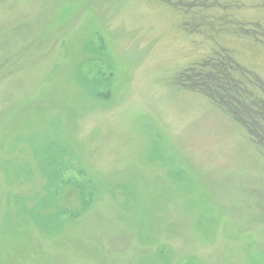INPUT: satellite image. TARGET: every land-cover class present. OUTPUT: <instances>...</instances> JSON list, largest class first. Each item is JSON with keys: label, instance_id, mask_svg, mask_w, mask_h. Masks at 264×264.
<instances>
[{"label": "rangeland", "instance_id": "1", "mask_svg": "<svg viewBox=\"0 0 264 264\" xmlns=\"http://www.w3.org/2000/svg\"><path fill=\"white\" fill-rule=\"evenodd\" d=\"M216 1L0 0V264H264L261 134L184 85L264 103V0Z\"/></svg>", "mask_w": 264, "mask_h": 264}, {"label": "trees", "instance_id": "2", "mask_svg": "<svg viewBox=\"0 0 264 264\" xmlns=\"http://www.w3.org/2000/svg\"><path fill=\"white\" fill-rule=\"evenodd\" d=\"M161 1L181 11L193 22H198L196 21L198 13L200 14L218 5L216 0ZM209 22L204 20L194 24H199L200 27L204 26V24L209 25ZM236 33L243 36L239 32ZM242 72L243 69L237 63L235 57L225 51L221 56L211 58L191 68L187 73L189 79L184 82V85L207 95L220 107L230 111L237 122L243 127L249 128V131L254 136L259 137L261 134V139L264 141V103L259 102V100L250 103V92L246 84L244 85V82L242 83V80L237 77ZM253 82L258 87L262 83L260 79L257 80L256 78L253 79Z\"/></svg>", "mask_w": 264, "mask_h": 264}, {"label": "flooded vegetation", "instance_id": "3", "mask_svg": "<svg viewBox=\"0 0 264 264\" xmlns=\"http://www.w3.org/2000/svg\"><path fill=\"white\" fill-rule=\"evenodd\" d=\"M253 32L255 33V34H258V31L257 30H253ZM258 40V39H257ZM259 41V40H258ZM262 41V40H261Z\"/></svg>", "mask_w": 264, "mask_h": 264}]
</instances>
